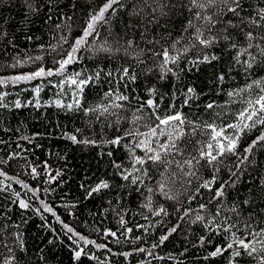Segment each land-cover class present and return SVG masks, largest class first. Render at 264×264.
<instances>
[{"label":"trees","instance_id":"trees-1","mask_svg":"<svg viewBox=\"0 0 264 264\" xmlns=\"http://www.w3.org/2000/svg\"><path fill=\"white\" fill-rule=\"evenodd\" d=\"M31 2L38 11H29L24 0H0V77L6 80L33 73L40 67H58L55 64V60L60 58L57 53L61 47L69 48L63 38L67 37L69 43H74L82 34L88 13L93 7V0ZM101 2L102 0H95L96 4ZM134 2L138 3V0H124L129 5L128 9L121 10L118 16L112 17L113 36H108L109 25L100 26V36L89 38L88 44L79 53L82 59L71 64L64 74L15 83L9 80L5 86L0 85V93H6L4 102L9 105L8 108H0V158L7 161L0 163V171L9 177L5 179L0 176V181H3L0 183V264H4L12 256L16 257L12 264H228V252L222 256H209L217 246L225 245L226 240L221 230H215V224L211 225L214 230L209 231L206 221L213 219L218 207L220 215L215 216L216 223L226 227L225 221L229 218L236 221L235 213L229 209L233 200H243L248 188H255L260 183V178L264 177V150L256 151L253 157L255 163L248 166L247 172L235 187L228 188L226 203L209 205V212L200 211V215L205 216V221L194 222L199 204L205 203L211 193L201 189L200 195L189 203L187 195L180 194L183 189L177 186L178 204L177 201L167 200L160 193L156 186L159 176L154 171L149 173L153 179L135 174L141 175L143 183L125 181L121 172L131 170L125 147L128 141H122L120 146L106 144L104 141L118 134L117 127H132L130 121L133 112L139 103L149 98L148 89H156L153 99H159L164 94V102L161 104V108H164L173 100L179 107L184 100L183 93L191 87L195 89L196 95L192 106L183 111L203 115L206 103L213 100L222 103L227 97L220 90L243 86L245 75L239 65H232L229 72L235 50H228L226 42L221 40L203 50L209 56L216 55L217 60L194 64L192 61L201 55V49L199 46L190 48L177 64L169 65L173 68V73H168L161 79L159 61L147 50L159 51L160 45L150 44L148 41L160 40L164 29L148 25L146 36L141 38L140 32L144 28L141 22L125 33L123 22L127 21V12L131 11L130 5ZM249 2L256 6L260 0ZM49 15L51 19H48ZM189 15L186 12L184 17H177L172 21L167 29L171 35L166 40H161L162 44L169 46L173 41L181 39L177 48L189 47L191 30L182 34ZM67 17L71 19H66ZM57 24L61 27L57 28ZM216 34V30L211 33ZM205 35L209 34L206 32ZM105 37L112 45L113 52H101L94 56L90 49L98 47ZM130 39L135 40L137 52L145 50L138 59H133L124 52ZM116 48L120 50L115 51ZM37 57L40 59L37 60ZM141 60L144 62L141 63ZM122 68H129L130 75H134L135 80L129 77L122 79ZM75 72L93 76L97 72L101 73L97 81L85 88L81 97L84 106L107 103L103 100L104 93L115 89L130 97V101L126 102L127 111L111 109L112 115H107L106 118L101 116L98 120L97 114L85 115L81 109L57 107V100L63 105L73 102L72 88L67 83L59 82ZM221 74L225 75L223 82L217 79ZM256 76H264V71L258 70ZM36 88L40 89L38 93L34 91ZM17 100L22 103L19 109L14 107ZM239 106L236 104L231 107ZM118 116H126L128 119L115 125ZM109 123L114 126L109 127ZM73 134L80 141L87 139L96 143H74L67 138ZM258 134L254 130L241 143L246 146ZM119 135H123V132ZM109 152L112 155H108ZM137 154L143 155L140 152ZM10 155L15 158L9 159ZM114 161L121 164L122 168L118 170ZM33 167L37 170L35 175L31 171ZM201 174L207 178L210 173L202 170ZM50 176L56 178L50 180ZM228 178V171L224 169L220 173V180ZM17 180L20 182L17 183ZM101 180L108 182L109 188L89 196L88 192ZM23 184H27L28 188H24ZM196 187L198 185L194 183L190 192L195 194ZM149 188L154 191L149 192ZM149 198L153 208L158 210L163 206L169 214L153 215L145 207ZM20 200H24L29 207L21 208ZM41 202L47 204L52 212L45 211ZM176 207H180V212L175 211ZM261 207L264 208V204ZM189 208L193 211L180 219L184 210ZM257 211L259 213V209ZM121 220L124 221L123 224ZM262 221L264 213L256 217L254 224L256 227L264 226ZM65 224L78 235L72 236V233L67 232ZM239 226L243 230L242 222ZM173 227L177 230L169 235ZM111 232H115L116 236L106 235ZM163 235H168V239L161 244L160 237ZM80 236L95 243L85 244ZM96 245L106 247L98 248ZM81 248L84 249V254L77 259L74 252ZM139 248L145 251H136ZM9 249L12 251L9 252ZM243 264H248L247 257Z\"/></svg>","mask_w":264,"mask_h":264},{"label":"snow or ice","instance_id":"snow-or-ice-1","mask_svg":"<svg viewBox=\"0 0 264 264\" xmlns=\"http://www.w3.org/2000/svg\"><path fill=\"white\" fill-rule=\"evenodd\" d=\"M24 3L29 11L39 10L34 8L31 0H24ZM128 7L129 5H126L124 0H102L99 4L93 0L92 11L89 12L82 28V35L76 38L74 43H69L67 37L63 38L64 42L69 44V48L61 47L57 53L60 58L55 60V64L58 67L49 69L40 67L30 74L17 75L8 78V80L0 79V85L8 83L9 80L15 83L31 81L44 76L50 77L54 74H64L71 64L82 59L79 53L88 44L89 38L100 36L98 31L100 26L109 25L108 36H113L112 17L118 16L121 10H127ZM130 7L131 11L127 12V21L123 22L125 33L136 28L141 22L144 24L143 31L140 32L141 38L146 36L148 25H152L156 29H164L160 40L148 41L150 44L160 45L159 51L147 50L152 52V55L159 61L161 79H164L168 73H173V68L169 65L177 64L181 56L186 55L190 48L199 46L201 49V55L192 61L194 64L211 63L217 60L216 55L209 56L203 50L212 47L221 40L226 42L225 47L228 50H235V55L231 58L229 72L232 70V65H239L245 75L243 86H237L227 91L220 90L227 97L222 103L215 100L206 103L203 106V115L199 112L193 114L183 111L184 108L192 106V100L196 95L195 89L191 87L183 93L184 100L179 107L173 100L164 108H161L164 94H161L159 99H153L156 89H148L149 98L139 103L133 112L130 121L132 127H117L118 134L114 138L104 141L106 144L116 146H120L122 141H128L125 147L128 151L131 170L125 169L121 172L125 181L131 180L133 184L143 183L141 175L153 179L154 177L149 173L154 171L159 176L156 186L160 193L167 200L177 201L178 204L180 201L176 194L177 186L183 189L180 194L187 195L189 203L197 195H200L201 189L211 193L205 203L199 204V211H197L194 222L205 221V216L200 215V211L209 212V205L226 203L228 188L235 187L247 172L248 166L255 163L253 157L256 151L264 150V76H256L258 70L264 71V0H260L256 6H253L249 0H138V3H131ZM186 12L190 15L182 28V34L191 30L189 47L177 48V45L182 42L181 39L173 41L169 46L162 44L161 40H166L171 35L167 31L168 26L175 18L184 17ZM51 18L49 15L48 19ZM66 19L70 20L71 17ZM56 27L60 28L61 25L57 24ZM214 30L217 34L211 35ZM206 32L209 35H205ZM53 50L55 51V49ZM119 50V48L115 49V51ZM90 51L94 56L101 52L111 54L113 47L105 37L98 47L91 48ZM144 51V49L136 51L134 39L128 40L127 47L124 48L125 54L131 55L133 59H138L140 53ZM36 59L39 60L40 57ZM121 70L124 74L122 79L129 77L135 80V76L130 75L129 68ZM100 74L97 72L93 76L75 72L66 80H61L60 84L67 83L72 88L74 99L67 105H63L57 100L56 106L66 107L68 110L81 109L85 115L97 114L98 120L101 116L106 118L107 115H112L111 109L127 111L126 102L130 101V97L115 89H109L104 93L103 100H106L107 103L101 102L90 107L82 104L81 97L85 88L97 81ZM108 75L111 76V73ZM217 79L223 82L225 75L221 74ZM34 91L38 93L40 89L36 88ZM5 97L6 93H0V108L9 107L4 102ZM236 104L240 106L231 107ZM14 107L16 109L22 107L21 101H15ZM37 107H39V102H37ZM127 119L126 116H118L115 125H119L121 120ZM108 126L114 125L109 123ZM254 130H257L259 134L251 139L246 146L243 145L241 141L248 138L249 133ZM120 132H123V135H119ZM67 138L74 143H96L94 140L87 139L80 141L74 134L68 135ZM137 152L143 153V155H138ZM108 155H112V153L109 152ZM14 158V155L9 156V159ZM0 163H7V161L0 158ZM114 164L118 170L122 168V165L115 161ZM224 169H227L229 178L220 180V173ZM202 170L209 171L210 174L207 178L202 176ZM31 171L34 175L37 172L35 167ZM136 173L141 175H135ZM58 175L59 173H57ZM0 176L9 179L3 171H0ZM55 178L50 176V180ZM19 182L17 180V183ZM194 183L198 185L195 188V194L190 192ZM217 184L219 186H216ZM23 187L28 188V185L23 184ZM107 188H109L108 182L101 180L91 188L88 195L91 196L93 193ZM31 191L35 192V190ZM148 191L153 192L154 189L149 188ZM16 195L18 196L19 193ZM41 203L45 211L52 212L47 204ZM261 204H264V177L260 178V183L255 188H248L247 196L243 200H233L229 210L235 213L236 221H231L229 218L225 221L226 227L221 223H216L215 216L220 215L218 207L213 219L206 221V227L209 231H213L211 225L215 224V230L223 232L226 243L223 246H217L214 251L209 253V256H222L228 252V264H243L245 257L248 258V264H252V262L264 264V226L256 227L254 224L256 217L260 213H264ZM19 206L21 208L29 207L24 200L19 201ZM145 207H148L153 215L169 214L163 206L158 210L153 208L151 198L148 199ZM257 209H259V213ZM180 210V207L175 209L176 212H180ZM191 211H193L191 208L185 209L180 219L187 217ZM52 214L55 215L54 212ZM240 222L243 223V230L239 226ZM123 223L124 221L121 220V224ZM64 227L67 232L72 233V236L78 235L68 225L65 224ZM176 230L175 227L171 228L169 235ZM127 231L131 232V229ZM237 233L241 234L237 235ZM106 235L116 236V233L111 232ZM69 239L71 240L72 237L70 236ZM167 239L168 235L161 236L160 243L162 244ZM80 240H83L85 244L95 243L86 240L83 236H80ZM201 242H203V237H201ZM96 246L98 248L106 247L105 245ZM156 246L158 245H153V247ZM21 250H23L22 244ZM11 251L12 249H9V252ZM136 251L144 252L145 250L139 248ZM82 254H84L83 248L74 252L77 259ZM123 255L127 256L128 253H123ZM15 259L16 257L12 256L10 259H6L4 264H12Z\"/></svg>","mask_w":264,"mask_h":264},{"label":"rangeland","instance_id":"rangeland-1","mask_svg":"<svg viewBox=\"0 0 264 264\" xmlns=\"http://www.w3.org/2000/svg\"><path fill=\"white\" fill-rule=\"evenodd\" d=\"M0 79H2V80H6V78H4V77H0ZM6 84H4V85H1V86H5Z\"/></svg>","mask_w":264,"mask_h":264},{"label":"bare ground","instance_id":"bare-ground-1","mask_svg":"<svg viewBox=\"0 0 264 264\" xmlns=\"http://www.w3.org/2000/svg\"><path fill=\"white\" fill-rule=\"evenodd\" d=\"M89 14V13H88ZM82 35V34H81ZM29 74V73H28ZM6 77V76H5ZM137 242V241H136Z\"/></svg>","mask_w":264,"mask_h":264}]
</instances>
